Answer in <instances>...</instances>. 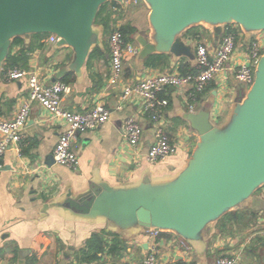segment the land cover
I'll use <instances>...</instances> for the list:
<instances>
[{"label":"crops","instance_id":"obj_1","mask_svg":"<svg viewBox=\"0 0 264 264\" xmlns=\"http://www.w3.org/2000/svg\"><path fill=\"white\" fill-rule=\"evenodd\" d=\"M110 2L116 3L105 9L111 28L105 31L101 24L94 23L99 31L98 43L79 68L73 65L72 48L47 41L48 34L18 37L21 44L14 49L25 51L27 58L19 66L9 68L33 72L45 85L65 83L69 91L62 96L64 110L85 112L101 102L111 113L109 120L97 129L77 135L73 142L77 166L72 169L53 163L51 158L64 122L49 118L36 102L31 104L21 154L10 148L0 160V264H92L85 253L94 234L99 235L102 244L101 250L95 252L97 261L109 264H138L148 256L154 257V264H214L223 255H236L238 264H264V185L241 205L209 223L200 238L189 240L190 252L178 246L175 232L160 231L154 236L133 224L123 227L124 223H116L102 212L99 203L89 214L65 206L68 194L76 198L93 186L100 188V197L169 184L186 167L200 141L184 119L190 112L189 104H193L192 111L208 109L216 126L223 128L232 118L238 89L242 87L226 71L211 80L195 102L186 99L184 90L167 88L161 92L160 96L167 100L164 127L176 150L163 160L148 162L145 156L153 142L152 125L142 113L138 98L121 103L122 87L150 74L194 71L195 43L215 46L223 31L215 33L212 26L203 23L193 26L181 35L183 49L153 53L166 56L165 64L160 66L144 64L153 54L145 59H139L138 52L127 55L119 82L111 86L107 77L108 37L112 29L134 27L136 31L129 42L137 48L136 37L142 35L153 41V32L146 2ZM237 30L235 58H240L249 40L259 33H247L238 25ZM3 74L2 65L0 120L10 119L27 94L26 78L8 80ZM118 105H122L121 109H117ZM127 116H134L142 127L136 147H131L124 136L123 121ZM231 212L238 213L237 218L218 223Z\"/></svg>","mask_w":264,"mask_h":264},{"label":"water","instance_id":"obj_2","mask_svg":"<svg viewBox=\"0 0 264 264\" xmlns=\"http://www.w3.org/2000/svg\"><path fill=\"white\" fill-rule=\"evenodd\" d=\"M110 1L122 0H0V79L12 40L30 34L55 35L56 46L72 48L73 65L81 67L98 43L99 31L94 27L98 10ZM143 1L150 9L153 41L136 37L139 59L183 49V32L202 23L212 26L215 33L227 24H236L247 33L264 31V0ZM241 86L225 127L216 126L208 109L184 115L200 141L186 167L169 184L100 197V188L93 186L76 198L68 194L65 206L89 214L99 203L100 210L116 223H124L123 227L169 230L187 241L200 238L209 223L264 185V52L252 85Z\"/></svg>","mask_w":264,"mask_h":264},{"label":"built area","instance_id":"obj_3","mask_svg":"<svg viewBox=\"0 0 264 264\" xmlns=\"http://www.w3.org/2000/svg\"><path fill=\"white\" fill-rule=\"evenodd\" d=\"M238 35L236 24L224 25L223 35L219 43L209 46L204 42H196L194 45V71L181 74L179 72H163L150 74L137 83L125 84L122 87L121 103L130 98H138L141 111L149 119L153 129V142L146 152L148 162H156L173 154L176 145L172 143L166 133L163 119V109L167 100L160 93L167 88L186 91V99L195 102L205 91L207 84L217 75L226 71L231 77L249 88L254 81L255 67L264 52V32L249 40L242 51L240 58H235L236 39ZM58 38L48 35L47 41L55 43ZM109 50V74L107 82L116 85L122 74L123 59L127 55H135L138 48L130 42H126L119 28L111 31L108 37ZM3 76L8 80L21 78L27 79V94L17 106L10 119L0 120V160L3 154L10 148L21 154V140L27 122L31 104L36 102L48 114L49 118L64 122L57 143L52 152V161L55 164L76 168L77 155L73 148V142L79 133L97 129L109 120L110 110L101 102L94 104L85 112H71L61 107V100L69 87L55 81L50 85L42 84L33 72L17 68H7ZM118 105L117 109H121ZM189 110H193V104H189ZM124 136L131 147H136L140 142L142 127L134 116H127L123 121ZM2 164L0 162V170ZM154 236L157 231H150ZM264 235V232H263ZM177 244L185 252H190L192 246L189 241L178 236ZM92 264H109L97 261ZM138 264H154V257L148 256ZM214 264H238L236 255H223L215 259Z\"/></svg>","mask_w":264,"mask_h":264},{"label":"trees","instance_id":"obj_4","mask_svg":"<svg viewBox=\"0 0 264 264\" xmlns=\"http://www.w3.org/2000/svg\"><path fill=\"white\" fill-rule=\"evenodd\" d=\"M109 4L114 5L116 3L115 2H107V3L102 4L100 6L98 13L96 15V18L94 20V23L101 24L105 31L111 28L109 26L110 15L107 14V11H105L107 5H109ZM119 30L122 32L126 42H129V39L131 38L130 37L131 34H133L136 31V29L134 27H131L130 25L121 26V27H119ZM191 31H193V29L190 30V32ZM37 35L38 36H45L46 34H37ZM20 44H21L20 38L16 37L13 39L12 46L9 50V53L6 57L4 64H3V71L9 67H12V66H19L21 63H23L26 60L27 56H26L25 51L14 49V47H16ZM165 61H166L165 55L153 54L145 60L144 64L145 65H152L155 67V66H160L162 64H165ZM24 66H25V64H24ZM185 73H191V72H185ZM185 73H183V74H185ZM237 216H238V213L231 212V213L225 215L224 217H222L218 221V223H222L227 219L230 220L231 218L235 219V218H237ZM88 246H89V250H88V252L85 253V254H88L86 256L87 261H89V262L90 261L91 262L97 261L98 258H96L95 252L101 250V246H102L101 241L99 239V235H97V234L92 235L88 241Z\"/></svg>","mask_w":264,"mask_h":264},{"label":"rangeland","instance_id":"obj_5","mask_svg":"<svg viewBox=\"0 0 264 264\" xmlns=\"http://www.w3.org/2000/svg\"><path fill=\"white\" fill-rule=\"evenodd\" d=\"M263 32H264V31H263ZM254 36L256 37L257 35H254ZM230 78H231V77H230ZM228 79H229V78H228ZM230 80H231V79H230ZM230 80H227V82L229 81V82H228L229 84L231 83ZM227 82H226V84H227ZM226 84H225V82H224V86H225ZM229 86H230V85H229Z\"/></svg>","mask_w":264,"mask_h":264}]
</instances>
